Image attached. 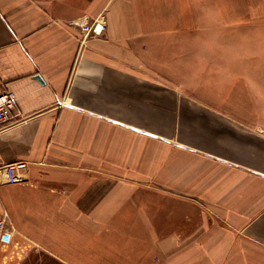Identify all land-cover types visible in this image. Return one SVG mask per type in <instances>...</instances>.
<instances>
[{
  "label": "crops",
  "instance_id": "crops-1",
  "mask_svg": "<svg viewBox=\"0 0 264 264\" xmlns=\"http://www.w3.org/2000/svg\"><path fill=\"white\" fill-rule=\"evenodd\" d=\"M0 88V264H264V0H0Z\"/></svg>",
  "mask_w": 264,
  "mask_h": 264
},
{
  "label": "built area",
  "instance_id": "built-area-1",
  "mask_svg": "<svg viewBox=\"0 0 264 264\" xmlns=\"http://www.w3.org/2000/svg\"><path fill=\"white\" fill-rule=\"evenodd\" d=\"M74 24L80 27L85 34L99 35L104 29V22L101 18L93 20L91 23L77 22ZM17 107L16 94L6 88H0V129L18 121H21ZM22 161L0 165V177H3L7 183H13L19 180L16 169L24 167ZM12 234L5 227L4 220L0 219V242L9 243Z\"/></svg>",
  "mask_w": 264,
  "mask_h": 264
},
{
  "label": "water",
  "instance_id": "water-1",
  "mask_svg": "<svg viewBox=\"0 0 264 264\" xmlns=\"http://www.w3.org/2000/svg\"><path fill=\"white\" fill-rule=\"evenodd\" d=\"M36 78H37L38 80H40V79H41V77H40L39 75H37V76H36ZM40 81H41V80H40Z\"/></svg>",
  "mask_w": 264,
  "mask_h": 264
}]
</instances>
